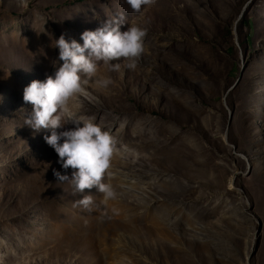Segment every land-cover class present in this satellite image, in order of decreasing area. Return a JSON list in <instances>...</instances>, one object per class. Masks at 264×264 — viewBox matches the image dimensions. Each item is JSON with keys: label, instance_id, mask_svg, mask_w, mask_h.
I'll return each mask as SVG.
<instances>
[{"label": "rangeland", "instance_id": "1", "mask_svg": "<svg viewBox=\"0 0 264 264\" xmlns=\"http://www.w3.org/2000/svg\"><path fill=\"white\" fill-rule=\"evenodd\" d=\"M76 1L0 0V264H264V0ZM118 16L146 50L80 97L118 141L105 200L53 176L74 170L25 125L23 89L60 66L61 34Z\"/></svg>", "mask_w": 264, "mask_h": 264}, {"label": "clouds", "instance_id": "2", "mask_svg": "<svg viewBox=\"0 0 264 264\" xmlns=\"http://www.w3.org/2000/svg\"><path fill=\"white\" fill-rule=\"evenodd\" d=\"M30 0H18V5L27 9ZM133 12L140 13L144 6H151L156 0H126ZM47 22V21H46ZM45 22V23H46ZM123 17L105 20L94 31L85 30L80 39L66 40L61 34L52 46L58 49V60L62 62L53 75L45 80H33L23 89V101L32 106V113L25 119V125L34 132L50 130L43 139L58 156L57 163L63 169H73L71 178L53 169V176L60 182H68L74 193L82 194L95 188L105 200L115 199L116 191L105 178L112 175L113 157L118 151L117 139L94 116L81 114L80 97L91 98L88 85L107 88L110 77L99 76L101 62L109 70L118 71L120 63L128 61L127 68L135 69L138 59L145 52L144 39L147 28L138 24L127 26L121 31ZM52 38L51 33L42 32ZM55 66V62H53ZM2 100V97H0ZM70 126L67 130L57 129ZM50 167V164H48ZM74 206L89 209L93 196L84 195L75 200Z\"/></svg>", "mask_w": 264, "mask_h": 264}, {"label": "trees", "instance_id": "3", "mask_svg": "<svg viewBox=\"0 0 264 264\" xmlns=\"http://www.w3.org/2000/svg\"><path fill=\"white\" fill-rule=\"evenodd\" d=\"M79 1H81V0H77L76 2H79Z\"/></svg>", "mask_w": 264, "mask_h": 264}]
</instances>
